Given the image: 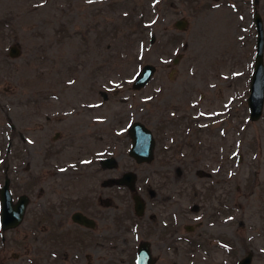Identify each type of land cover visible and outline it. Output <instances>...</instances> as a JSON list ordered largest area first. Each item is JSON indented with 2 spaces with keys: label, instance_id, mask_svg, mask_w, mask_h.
<instances>
[{
  "label": "rangeland",
  "instance_id": "rangeland-1",
  "mask_svg": "<svg viewBox=\"0 0 264 264\" xmlns=\"http://www.w3.org/2000/svg\"><path fill=\"white\" fill-rule=\"evenodd\" d=\"M254 12L264 29V0H0V187L7 177L14 199L29 197L0 264H26L17 232L47 194L93 190L118 216H134V194L147 202L139 225L117 222L116 264L145 239L156 264H237L249 250L264 264V108L250 121L246 102ZM146 63L156 71L133 90ZM134 121L153 132L151 162L128 155ZM129 171L135 189L115 195L105 180Z\"/></svg>",
  "mask_w": 264,
  "mask_h": 264
},
{
  "label": "flooded vegetation",
  "instance_id": "flooded-vegetation-1",
  "mask_svg": "<svg viewBox=\"0 0 264 264\" xmlns=\"http://www.w3.org/2000/svg\"><path fill=\"white\" fill-rule=\"evenodd\" d=\"M58 136L59 133L54 135L56 138ZM102 159L103 158L99 161L100 167L102 168H112L115 165V160L113 163L103 164L101 161ZM124 173H122L121 176ZM121 176H110L105 180L106 183H109V185H116L114 192L115 195L117 192V184L119 183L118 180ZM88 178L92 180L96 179L95 176H90ZM5 179L6 177L4 178L1 187L4 184ZM8 188L12 204H16L21 196H24L27 201L23 217L18 225L3 228L0 222L1 244L4 243V233L6 230L21 227L26 214L27 205L29 203V197L25 194L18 195L16 199L13 198L10 180ZM56 189L61 190V186H58ZM141 200L143 202L144 212L147 202L142 197ZM38 207L39 208L31 214L32 224L29 226L28 230H26V232H29V235L27 233L23 235L21 231L17 232L16 241L18 246H22L27 240H29L32 244V248L29 250L27 249L28 255L30 254V256L23 258L26 264H100V261L103 260V256L109 260V264H116V262L114 263V258L117 254V239L119 238L117 234V222H119L121 217H124V219L131 222V225H139L138 220H136L138 217L135 212L134 216H130L127 211H125L123 216H118V212L114 209L116 205L112 203L111 197H108L103 202L101 193L98 190H93L91 193L83 192L81 194L75 193V195L65 196L61 193L47 194L44 202L40 203ZM1 209L2 203L0 200V218ZM127 227L128 228L126 230L123 228V231L131 233L130 227L128 225ZM165 227L168 229L166 230L163 228L164 230L162 232V236H166L168 234L167 231L169 230V226ZM175 227L176 226L173 228ZM188 228H190V226ZM188 228L186 226V229ZM191 228L188 230H191ZM147 234H150V231L147 232ZM173 241H176L175 237L173 238ZM142 242L148 243L153 264H156L157 258L153 255L152 244L147 239L140 241L135 250L129 253V255L128 243L127 246L124 245L120 248L121 254L125 257L123 260L125 264H135L136 253L140 243ZM247 254H251L252 263L253 252L250 250L247 252L243 251L241 259ZM16 255L19 256V254ZM17 258H20V256Z\"/></svg>",
  "mask_w": 264,
  "mask_h": 264
},
{
  "label": "water",
  "instance_id": "water-1",
  "mask_svg": "<svg viewBox=\"0 0 264 264\" xmlns=\"http://www.w3.org/2000/svg\"><path fill=\"white\" fill-rule=\"evenodd\" d=\"M252 19L256 30L255 54L253 70L248 87L249 94L246 102L249 109L248 119L250 121H256L260 118L264 108V29L262 18L258 12L253 13ZM174 26L178 29H184L186 21L184 19H178L174 22ZM152 41L153 38H151V42ZM8 53L9 56L15 57L19 54V48L16 45H11ZM155 71L156 67L154 65L149 63L144 64L135 75L131 88L139 90L144 87L151 80ZM126 132L131 140V146L128 152L129 156L132 157L136 163L151 162L154 158L155 140L150 128L140 121H134L128 126ZM101 161L103 164L113 163L114 159L108 157L103 158ZM118 181L119 183L125 184L130 189H133L135 174L126 172ZM8 184L9 179L6 177L3 186L0 188V200L2 203L0 222L3 228L14 227L20 223L27 201L24 196H21L16 204H12ZM133 202L134 211L140 216L143 213V202L141 197L139 195H133ZM188 227L189 226H187V228ZM250 263L251 254H247L240 259L237 264ZM135 264H153L147 242L140 243L136 253Z\"/></svg>",
  "mask_w": 264,
  "mask_h": 264
},
{
  "label": "trees",
  "instance_id": "trees-1",
  "mask_svg": "<svg viewBox=\"0 0 264 264\" xmlns=\"http://www.w3.org/2000/svg\"><path fill=\"white\" fill-rule=\"evenodd\" d=\"M147 8H145V12H146ZM140 23V22H139Z\"/></svg>",
  "mask_w": 264,
  "mask_h": 264
}]
</instances>
